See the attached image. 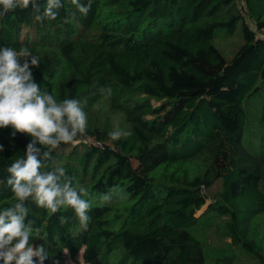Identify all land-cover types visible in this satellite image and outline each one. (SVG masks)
<instances>
[{"label":"trees","instance_id":"1","mask_svg":"<svg viewBox=\"0 0 264 264\" xmlns=\"http://www.w3.org/2000/svg\"><path fill=\"white\" fill-rule=\"evenodd\" d=\"M62 4L42 23L31 7L0 16V47H27L41 90L87 115L52 152L87 189V227L26 202L44 264H264V0H92L87 16ZM11 133L0 210L16 202L6 166L31 141Z\"/></svg>","mask_w":264,"mask_h":264},{"label":"clouds","instance_id":"2","mask_svg":"<svg viewBox=\"0 0 264 264\" xmlns=\"http://www.w3.org/2000/svg\"><path fill=\"white\" fill-rule=\"evenodd\" d=\"M70 3L84 16L92 7V0L87 4L82 0H70ZM29 7L36 12L35 21L42 23L45 19L55 20L64 5L62 0H46L42 9L40 0H0V16ZM39 65L40 58L27 47L19 52L12 47H0V129L11 127L12 137L17 133L31 137L24 156L6 166L9 174L6 183L16 202L0 210V264H44L48 259L44 245L30 243L33 222L26 223L29 199L49 215L71 208L85 228L90 219L87 213L91 205L83 198L87 189L82 185L73 186L65 168L52 156L60 145L74 143L85 134L87 115L77 99L65 98L58 102L52 94L41 90L31 70ZM102 92L107 96L112 94L111 88ZM108 136L113 141L119 140L122 132L110 131ZM2 151L4 146L0 144ZM103 199L111 197L105 195ZM67 219L61 216V224Z\"/></svg>","mask_w":264,"mask_h":264},{"label":"rangeland","instance_id":"3","mask_svg":"<svg viewBox=\"0 0 264 264\" xmlns=\"http://www.w3.org/2000/svg\"><path fill=\"white\" fill-rule=\"evenodd\" d=\"M92 141H94V139L92 140ZM209 202V201H208ZM207 202V203H208ZM207 203L197 212V214H199L205 207H206V205H207ZM66 264H77V263H73V262H71L70 260L69 261H67L66 262ZM80 264H86V263H80Z\"/></svg>","mask_w":264,"mask_h":264},{"label":"built area","instance_id":"4","mask_svg":"<svg viewBox=\"0 0 264 264\" xmlns=\"http://www.w3.org/2000/svg\"><path fill=\"white\" fill-rule=\"evenodd\" d=\"M91 140H93L92 138H90Z\"/></svg>","mask_w":264,"mask_h":264}]
</instances>
